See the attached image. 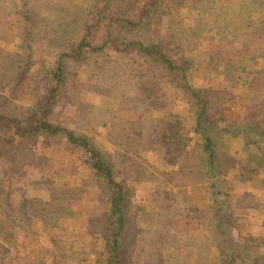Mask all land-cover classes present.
I'll return each instance as SVG.
<instances>
[{
	"label": "trees",
	"instance_id": "16d2710c",
	"mask_svg": "<svg viewBox=\"0 0 264 264\" xmlns=\"http://www.w3.org/2000/svg\"><path fill=\"white\" fill-rule=\"evenodd\" d=\"M196 1L198 0H83L85 12H74L69 15V20L65 18L66 15L58 14L56 51L50 56L39 58L35 56L29 30L35 19L33 3L30 0L11 1L8 10L18 15L24 22L26 35L23 52L13 51L8 54L10 57L3 58L12 63L17 71L13 76L0 74V143L4 146L13 145L14 142L24 145L33 138L42 136L48 145L57 147L54 151L64 148L78 154L79 166L72 163L75 160L72 157L69 164L62 168L54 167L52 171L58 175L68 168H73L74 173L80 171L79 168L87 174L88 183L80 188L82 193H87V197L82 199V208L87 214L77 213L76 217L72 215L69 220L71 226L64 227L66 232L60 233L58 226L52 224L53 221L56 222L55 217L44 209L39 197L31 196L20 206L9 201L11 192L19 188L14 182L16 183L23 172L16 169L17 161L13 163L12 157H8L10 159L2 157L0 167L5 168L3 173L5 175L0 174V247L4 243H13V240L22 234L24 236L34 234L37 237L28 238L25 250L29 255L36 256L43 249L44 252L53 255L50 264H131L128 246L142 238L140 229L135 231V228L144 222L147 224V230L144 229V240L149 242V245L157 247L158 251L162 247L155 264H204L206 257L195 250V242L182 241L175 230L174 226L179 218L175 217L173 202L187 210L188 220L197 219L198 222H202L201 214L198 213L202 207L196 204L198 201L195 202L188 188L186 186L183 188V185L190 180L186 176L189 175L192 182L209 181L213 188L216 186L221 172L214 147L216 132L231 136L246 153L241 164L246 180L254 182L264 176V91L259 94L257 103L241 118L234 116L233 108L222 101L221 94L214 96L215 98L197 99V93L191 84L192 75L196 70L209 66L216 76L223 74L225 70L239 62V54L242 51L239 49L238 52L237 49L223 51L221 49L223 45L216 38V42L213 40L211 43L212 58L204 64L192 65L187 53L189 44L184 42L188 41L189 37L184 39L182 35L188 34L187 31L190 30L186 25L190 24L189 20L185 24L183 20L192 19L188 14L190 12L188 6ZM211 1L224 3L227 0ZM228 5L233 6V3ZM239 11L238 9L233 13ZM160 18L165 21L159 30ZM258 21L260 22V18ZM125 26L129 28V35L124 33ZM64 28L68 29L66 33L71 30L72 34L65 37L67 34L65 36L61 34ZM260 32L262 31L257 29L250 33L252 45L248 49H243L241 54L245 62L235 67L239 72H233L238 74V79L245 84L254 78L251 72L253 63L250 59L263 57L261 41L263 35ZM57 38L59 44H56ZM69 63L74 69L81 71L88 80L95 74L98 75L97 72H101L103 78L115 76L113 81L119 87L123 86L120 84L123 74L141 67L155 75L156 79L151 78L148 83H144L146 87L153 86L155 94L163 92L171 95L179 89L186 97L194 96L193 98L202 104L191 118L193 124L182 129V132L179 131L180 123L166 121L168 125L157 151V158L162 159V174H174L171 180L172 184L178 187L176 190L182 191L180 198L174 187L166 188L167 183L164 180L162 192L158 191L157 187L151 188L159 170L156 164L149 176L150 182L146 185L147 192L139 201L140 206L134 211V187L126 179L118 177V163L114 158L105 155L90 127V124L95 123L100 116L97 109L109 106L104 103L95 107L81 102L69 91L66 85ZM153 70L157 72L151 73ZM243 71L247 72L246 78L241 73ZM213 76H208V80ZM108 87H103L104 89L98 92L111 97L117 104H120L122 99L130 102L135 100L122 89L113 93L109 92ZM24 88H30L36 96L31 104L24 105L18 102L19 93ZM226 88L221 90L227 91L228 87ZM118 95L120 100L117 102L115 96ZM59 104L61 105L59 113H62V116L67 115L71 118L78 115L81 120L70 123L65 119L60 120L61 118L53 119L55 107ZM106 124L104 122V125ZM245 137L249 141L243 145L241 140ZM193 139L202 143L203 155L194 153L191 146ZM144 146L145 144L142 147ZM247 147L253 150H246ZM144 148H147V145ZM187 163L191 164V167L186 166ZM187 168L190 170L186 172ZM183 180L185 182L182 184ZM180 184L182 187H179ZM227 189L224 194L228 198ZM98 194L100 197L96 198ZM159 194L162 195L160 199ZM152 195H155L154 199H151ZM230 197L228 200L233 201ZM98 201L104 204L99 205ZM158 204H161L160 207ZM155 208L162 209V223L152 220ZM149 226H152V229ZM153 226L157 228L154 229ZM139 235L141 237H137ZM258 235L250 238L254 242L259 239L258 237L264 238L260 233ZM38 237L42 241L36 245ZM159 239H162V246L158 245ZM13 246L19 247L18 244ZM8 248L7 251L0 252V264H7L6 259L9 258L10 250ZM226 254L229 264H246L236 251H228ZM60 258L63 259L62 263Z\"/></svg>",
	"mask_w": 264,
	"mask_h": 264
},
{
	"label": "rangeland",
	"instance_id": "374dc122",
	"mask_svg": "<svg viewBox=\"0 0 264 264\" xmlns=\"http://www.w3.org/2000/svg\"><path fill=\"white\" fill-rule=\"evenodd\" d=\"M11 1L6 0L5 3L0 5V74L7 76L15 75L17 69L12 63L3 58L9 56L8 54L13 51L22 50L23 52V42L26 35L24 22L18 18V15L8 10ZM30 2L33 3L32 7L36 11L34 12L35 19L33 24L29 27L35 56L36 58L50 56L56 51L55 39L58 14L66 15L65 18L69 20L70 14L74 12L83 13L86 7L83 4V0H30ZM230 3H233V6H229L228 4ZM263 7L264 0H227L224 3L198 0L188 6L190 11L188 14L191 15L192 19L183 20L184 24L188 20V23H190L186 24L190 29L187 31L188 34L182 35V37L184 39L189 37L188 41L184 42L189 44L187 53L194 66L204 64L212 58L213 49L211 43L213 40L216 42V38L223 45L221 48L223 51L237 49L238 52L239 49L243 53V49H248L252 45L253 39L250 37V33L257 31V29L262 31L260 33L263 35L261 40L263 42V57L250 59L253 63L251 72L254 75L250 83L245 84L241 79H238V74H233V72H239L235 67L237 68L238 64L241 65L245 62L241 56L242 53L239 54L241 56L238 58L239 62H236L232 68L227 67L228 69L223 74L216 76L215 73H212L209 66H204L197 69L196 73L192 75L191 84L197 93V99L215 98L214 96L221 94L222 101L231 105L234 116L238 118L243 117L247 110L257 103L260 98L259 94L264 91ZM238 9L240 10L239 13H233ZM259 18L260 22L258 21ZM190 20H196L197 23L190 22ZM164 21V19L160 18L159 30L162 28ZM66 30L68 29L64 28L61 30V34H64V36L67 34L65 37H68L72 34V31L69 30L66 33ZM124 33L125 35L130 34L127 26L124 27ZM158 34H160L159 31ZM53 41L54 44H52ZM59 42L57 38L56 44H59ZM216 49H218V46H216ZM129 72L123 74L122 82H120L123 86L120 85L119 87L113 81L115 76H104L107 78L105 79L101 77V72H97L98 75L95 74L91 80H88L81 71H77L69 63L66 73V85L69 91L81 102L92 104L95 107L104 103L109 106L97 109L100 116L95 123L90 124V127L93 131L92 133H95L97 142H99L105 155L114 158L118 163V177L126 179L134 187V211H136L140 206L139 201L142 200L145 192H147L146 185L147 182H150L149 176L154 165L157 164L159 170L157 171V177L155 176L156 178L151 184V188L157 187V190L162 192V185H165V183H167L168 187L166 186V188L168 189L169 187H174L173 189L175 190L178 188L172 184L173 173L162 174V159L157 158V151L162 144V135L168 125L166 121L170 120L175 124L180 123L179 131L182 132V129L193 124L191 118L202 104L193 98L192 93L193 97H186L185 93L179 91L178 88L177 91H174L175 94L172 93L173 95L163 92H159L157 95L154 88H152L153 86H144V83H148L149 79H156L155 75L146 72L141 67ZM153 72L154 70L151 73ZM156 72L155 70L154 73ZM241 73H243L244 78L247 77L246 71ZM210 75L214 76L211 80H208ZM103 87H108L109 92L113 91V93H116L118 89H122L124 93L130 94L135 100L130 102L122 99L119 102L120 104H117L111 100V97L109 98L105 94L98 92L100 89H104ZM226 87H228V90L223 92L221 89H227ZM35 97L34 92L30 88H24L19 93L18 102L28 105L35 100ZM115 97L118 102L120 95ZM108 103L110 104L108 105ZM60 109V104L55 107L53 119L61 118L60 120L65 119L66 122L70 123L81 120L78 115L71 118L67 117V115L62 116V113H59ZM104 122L107 123V126L104 125ZM111 123L112 125H110ZM247 141H249L247 137L241 140L243 145ZM144 144L145 146L147 145V148H144L145 146L142 147ZM191 146L196 155L204 154L202 143L197 139L192 140ZM214 147L221 171L220 176L217 178L216 186L213 188L209 181L198 180V182H192L189 175L186 176L190 180L183 185V188L185 186L188 188V192L195 198V202L196 200L198 201L196 204L202 207V210L198 212L201 214L202 222H198L197 219L188 220L186 218L187 210L181 205H175L176 202L174 201V214L176 218H179L174 228L178 231L182 241L195 242V250L206 257L204 264H229V258L226 254L228 251L239 253L246 264H264V244H257V247H253L249 236H247L248 232L251 234L256 232L263 233L264 237V229L262 228L264 219H251L246 214H243L241 218H234L231 214L232 201L228 200L231 196L232 204L243 208H245L246 204L253 202V199L249 198L250 196L246 195V193H243L244 195L241 194L244 185L238 186V181L241 178L239 174L240 170H242L241 164L246 157V153L232 140L231 136L223 132L214 134ZM54 148L56 149L57 147L48 145L42 136L33 138L24 145L14 142L13 145L4 146V144L0 143V158L7 157V159H10L8 157H12L13 163L17 161L16 169L19 172H23L16 180V183L14 182L19 188L11 192L8 200L20 206L22 203H26L31 196L39 197L41 199L40 204L48 213L53 214L55 217L56 222L53 221L52 224L57 225L61 233L66 232L64 227L68 228L71 226L69 220L72 215L76 217L77 213H80V215L87 214L82 208V199L87 197V193H82L80 188L88 183V176L79 168L78 170L80 171L75 173L72 171L73 168L63 170L58 175L53 172L54 167L62 168L65 164H69V160L72 157L75 158L72 163L78 166V161H80L78 154H73L64 148L54 151ZM247 149L253 150L251 147H247ZM52 158L54 161H52ZM186 166L191 167V164L187 163ZM193 168L195 169V163ZM188 170L190 168H187L186 172ZM4 171L5 168L0 167V174L3 176L5 175L3 174ZM256 181L259 182L257 185L260 191L264 192V189H261L264 183V176L258 178V180L256 179L254 183ZM183 182L185 181L183 180L182 184ZM182 184L179 187H182ZM226 189L229 190L228 198L224 194ZM178 190L176 191L180 198L182 191ZM240 194L242 197H239ZM74 196L76 197L75 200L73 199ZM95 197L99 198L100 195L98 194ZM152 197L151 199H154L155 195H152ZM159 197L162 198V195L159 194L158 199H160ZM97 204L101 205L104 202L98 201ZM158 205L160 207L161 204ZM158 209L155 208V211L152 212V217L154 218L152 220L156 223H162V209ZM153 227L154 229L157 228ZM149 228L152 229V226H149ZM138 229H140V235L142 233V238L128 246L131 264H155L162 247L158 251L157 247L149 245V242L144 240V229L147 230L146 223L139 224L135 231H138ZM160 230L162 231V227H160ZM140 235L137 237H141ZM29 237H37V235L24 236L22 234L20 237L15 238L13 243H4L0 247L1 253L7 251V247L10 249L9 258L6 259L7 264L51 263L53 255L44 252L43 249L36 256L28 254L25 249ZM37 240L36 245L39 241H42L39 237ZM15 244H18V246L22 244L23 246L20 245L17 248L13 246ZM158 245L162 246V239H159ZM258 250L261 252H258ZM62 260L60 258L61 263Z\"/></svg>",
	"mask_w": 264,
	"mask_h": 264
},
{
	"label": "crops",
	"instance_id": "0c3cea01",
	"mask_svg": "<svg viewBox=\"0 0 264 264\" xmlns=\"http://www.w3.org/2000/svg\"><path fill=\"white\" fill-rule=\"evenodd\" d=\"M5 2H6V0H0V5L2 3H5ZM52 44H54V41ZM239 174H240L241 178L238 181L239 182L238 186L240 187V186H242V184L244 185L242 190H241V194L246 193V195L250 196L249 198L253 199V202L246 204L245 208H243L240 206L236 207V204H232L233 203V201H232V203H231V211H232L231 214H232V216L234 218H236V217L241 218L243 214H246L247 217L251 218V219H254V218L264 219L263 218L264 217V201H263L264 200V197H263L264 192L260 191V188L257 185L259 182L256 181L255 182L256 184H255L254 182H250V181L246 180L243 170H240ZM244 189H246V191H244ZM261 189H264V183H263V187H261ZM241 194L239 195V197L240 196L242 197ZM261 224H263V223H261ZM262 228L264 229V226ZM258 234L259 233H256V232L254 234H251L248 232L247 236H249V240H252L250 237H253L254 235L259 236ZM260 235H262V237H263V233H260ZM253 239H255V238H253ZM262 240L263 239L260 240V238L256 239L255 242L252 240L251 245L253 244V247H257V244L262 245V244H264V240L263 241ZM255 250H254V252H255ZM258 252H261V251L258 250ZM263 252H264V250H263Z\"/></svg>",
	"mask_w": 264,
	"mask_h": 264
}]
</instances>
